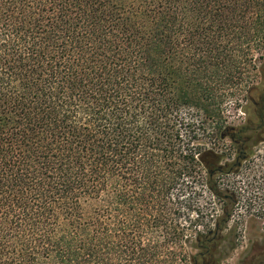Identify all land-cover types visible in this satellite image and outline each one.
I'll return each instance as SVG.
<instances>
[{
    "label": "trees",
    "instance_id": "1",
    "mask_svg": "<svg viewBox=\"0 0 264 264\" xmlns=\"http://www.w3.org/2000/svg\"><path fill=\"white\" fill-rule=\"evenodd\" d=\"M261 51L264 0H0V264L182 261V171L203 163L215 197L228 172L211 148L173 167L174 129L195 134L179 110L220 97ZM213 129L237 135L239 167L247 130ZM215 239L197 234L192 264L213 260Z\"/></svg>",
    "mask_w": 264,
    "mask_h": 264
},
{
    "label": "rangeland",
    "instance_id": "2",
    "mask_svg": "<svg viewBox=\"0 0 264 264\" xmlns=\"http://www.w3.org/2000/svg\"><path fill=\"white\" fill-rule=\"evenodd\" d=\"M191 32L180 38L185 50L193 48ZM173 35L174 40L179 36L177 32ZM261 53L264 51L254 53L253 59L245 65L233 84L216 92L217 96L222 93L220 97L212 99L200 91L199 96L191 94L189 104L179 110L185 113L186 122L192 125L195 134L189 133L190 129L183 126L174 129L179 138H172L178 144L177 151L172 153L173 167L176 168L177 164L181 168L189 166L186 160L179 159L181 154L194 155L197 154L196 148H211L220 157L218 165L228 173L215 176L214 181L221 193L220 197H215L207 188L203 163L194 165L190 174L186 169L182 171L188 184L185 190L179 186L172 191L173 200L180 208V223L185 227L183 242L177 252L182 261H175L174 264H192L191 257L199 252L196 248L197 234L210 231L215 232L214 244L217 249L213 260L202 264H264V119L254 104L256 91L263 84L259 70L263 61L260 59ZM172 63L176 64L177 59ZM215 100L220 105H216ZM216 106H219L218 111ZM224 126L232 129L244 127L247 130L244 133L247 137L241 138L245 140L243 152L247 159L239 167L235 166L238 161L236 142H233L238 140L237 135H233L235 138L211 135L214 127ZM199 154L205 157L204 153ZM176 197H179V201ZM225 217H230V220L224 229L216 232L218 222Z\"/></svg>",
    "mask_w": 264,
    "mask_h": 264
}]
</instances>
